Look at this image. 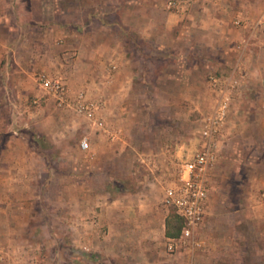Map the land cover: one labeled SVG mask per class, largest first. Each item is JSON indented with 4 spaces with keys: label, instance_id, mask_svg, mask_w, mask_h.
<instances>
[{
    "label": "rangeland",
    "instance_id": "obj_1",
    "mask_svg": "<svg viewBox=\"0 0 264 264\" xmlns=\"http://www.w3.org/2000/svg\"><path fill=\"white\" fill-rule=\"evenodd\" d=\"M190 1L59 0L79 5L74 10L60 6L59 16L69 10L70 18H77L93 10L112 22L133 83L120 99L113 98L103 124L100 119L91 126L83 114L60 108L57 119L42 124L47 135L32 136L28 165L14 167L8 177L1 170L8 187L0 189V264H87L91 258L100 263L101 254L74 241L84 237L83 220L89 219L83 217L84 209L91 204L98 208L96 200L108 204L104 218L114 225V237L126 227L116 219L127 213L121 207L133 200L141 204L138 219L165 221L170 213L162 205L164 189L178 180L182 164L195 150L201 116L215 96L211 76H227L237 64H247L253 83L247 88L237 71L239 86L210 171L207 213L196 232L201 243L169 254L165 237L163 258L172 260L162 264H264V201L259 197L264 188V121L254 117L264 111V86L254 83L264 79V8L258 12L256 6L249 19L218 15L225 47L233 49L184 60L176 48L188 47L183 38L190 33L188 27L180 28L179 13L191 10L190 27L200 24L204 31L215 18L211 9H186ZM235 26L247 29L243 37ZM212 45L210 38L193 40L196 48ZM247 47L249 55L244 56ZM84 138L85 149L80 146ZM16 142L26 147L23 140ZM86 191L93 193L92 199L83 198ZM213 239L218 241L212 246Z\"/></svg>",
    "mask_w": 264,
    "mask_h": 264
},
{
    "label": "crops",
    "instance_id": "obj_2",
    "mask_svg": "<svg viewBox=\"0 0 264 264\" xmlns=\"http://www.w3.org/2000/svg\"><path fill=\"white\" fill-rule=\"evenodd\" d=\"M60 6L62 9H69L71 6L72 9L69 10L79 7L76 4L62 5L59 0H0V189L8 187L7 182L1 179V170L5 171L3 177H8V174L14 175V167L28 165L26 161L32 160L28 157L29 151L33 149V146H28L33 142L32 136L36 132L37 135H47L43 131V122L57 119L56 115L61 108L56 106L52 97L47 96L38 85L35 79L37 72L61 75L71 92L82 90L88 98L97 102L92 115H83L91 126L98 125L100 119L103 124V116L113 103V98L120 99L127 85L133 83L132 78L130 79L132 72L125 64L129 59L114 37L112 22L105 21L103 16L93 10L78 15L77 18H70L69 10L59 16L57 10ZM194 6L202 10L211 9L215 18L212 19L211 29L204 31L200 24L195 23L199 25L196 29L190 27L187 19L191 16V10L179 13L180 28L188 27L190 33L187 38H183L188 47L176 48L184 60L193 59L192 56L195 55L220 54L219 49L232 50L233 48L225 47L226 42L220 30L222 19L218 18V15L225 13L229 17L238 16L239 20L249 19L256 15L253 13L254 10L257 12L256 6L258 12L264 8V0H191L185 7L189 10ZM198 12L197 10L193 13ZM119 21L122 22L123 17L119 18ZM233 28L242 34V37L247 30L245 27ZM202 38H210L213 45L206 49L194 47L193 40ZM249 50L247 47L244 56L249 55ZM236 67L239 68L237 71L242 82L248 88L249 84L253 83L248 75L249 67L247 64H237ZM254 83L262 87L264 79L257 78ZM262 101L264 105V97ZM246 114L251 118L253 113ZM257 116L264 121L263 110L254 114L255 118ZM6 118L8 121L4 123ZM18 131L21 139H15ZM23 133L30 136V139H25ZM14 139L23 140L26 147L18 142L13 144ZM35 148L38 149L36 142ZM32 153L29 154L33 156ZM3 194L6 196V190ZM92 194L86 191L83 198L92 199ZM106 204L96 200L95 206L98 208L92 207V204L87 205L83 217L89 219L83 220L84 237L79 241L75 239V243L79 242L90 252L97 251L101 254V264H162L172 260L170 257L163 258L162 245L166 237L164 219L159 224H149L138 219L141 215V204L133 200L131 204L121 207L126 208L127 213L123 215L122 212L116 219L126 224V227L125 231L122 229L123 234L118 230L117 236L114 237L110 233L114 225L108 224L104 218L108 206ZM210 241L213 246L218 240ZM88 261L87 264H100L92 258Z\"/></svg>",
    "mask_w": 264,
    "mask_h": 264
},
{
    "label": "built area",
    "instance_id": "obj_3",
    "mask_svg": "<svg viewBox=\"0 0 264 264\" xmlns=\"http://www.w3.org/2000/svg\"><path fill=\"white\" fill-rule=\"evenodd\" d=\"M170 5H176V2L171 1ZM237 69L234 68L227 76H211L215 96L210 110L201 116L195 150L182 164L178 180L164 189L162 205L182 219L180 233L174 237L166 236L165 249L169 254H174L185 245L195 248L201 243L196 238V232L207 213L210 171L221 148L220 142L232 109L233 93L239 86ZM35 79L58 107L87 116L92 115L97 107V102L88 98L84 91L71 92L65 78L60 75L39 71ZM80 146L84 149L88 147L85 138L80 141ZM259 197L264 201V188Z\"/></svg>",
    "mask_w": 264,
    "mask_h": 264
},
{
    "label": "trees",
    "instance_id": "obj_4",
    "mask_svg": "<svg viewBox=\"0 0 264 264\" xmlns=\"http://www.w3.org/2000/svg\"><path fill=\"white\" fill-rule=\"evenodd\" d=\"M169 213L165 218V236L174 237L180 233L182 219L173 210H170Z\"/></svg>",
    "mask_w": 264,
    "mask_h": 264
}]
</instances>
